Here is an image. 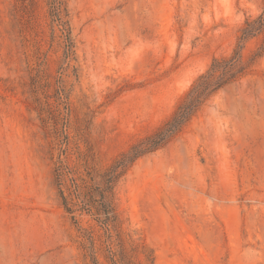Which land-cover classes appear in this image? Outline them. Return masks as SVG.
Segmentation results:
<instances>
[{
	"label": "rangeland",
	"instance_id": "rangeland-1",
	"mask_svg": "<svg viewBox=\"0 0 264 264\" xmlns=\"http://www.w3.org/2000/svg\"><path fill=\"white\" fill-rule=\"evenodd\" d=\"M58 1L65 30L51 0H0V264H264V28L242 75L122 169L115 222L81 207L264 0Z\"/></svg>",
	"mask_w": 264,
	"mask_h": 264
},
{
	"label": "trees",
	"instance_id": "trees-1",
	"mask_svg": "<svg viewBox=\"0 0 264 264\" xmlns=\"http://www.w3.org/2000/svg\"><path fill=\"white\" fill-rule=\"evenodd\" d=\"M62 4L61 1L51 0L50 12L53 16V21H56L57 24H61L64 27L65 21H62L60 14ZM263 28L264 8L263 12L256 18H247L244 21V26L240 29L237 44L231 54L227 57L213 58L207 69L194 78L163 124L154 132L132 145L126 153H123L119 158L115 159L99 175L103 187L90 186L82 194L81 207L87 211L94 210V213L99 215V221L106 227L115 222L116 213L112 205L111 193L122 169L137 157L163 146L174 134L182 129L206 99L242 75L244 72V68L241 67L243 56L239 43L248 37L254 36ZM66 38H69L67 37V33ZM66 210L70 211L71 209L66 206Z\"/></svg>",
	"mask_w": 264,
	"mask_h": 264
}]
</instances>
